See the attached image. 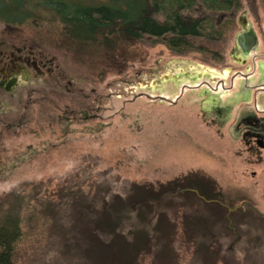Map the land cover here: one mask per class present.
Wrapping results in <instances>:
<instances>
[{"label":"trees","instance_id":"obj_1","mask_svg":"<svg viewBox=\"0 0 264 264\" xmlns=\"http://www.w3.org/2000/svg\"><path fill=\"white\" fill-rule=\"evenodd\" d=\"M240 8L241 0H0V24L58 21L72 63L104 77L123 74L157 44L223 63L214 46L235 28ZM84 185L69 178L51 194L38 184L3 197L0 264H239L238 251L243 264H261L260 237L244 242L240 228L264 229V218L247 205L228 214L243 201L232 204L212 179Z\"/></svg>","mask_w":264,"mask_h":264},{"label":"rangeland","instance_id":"obj_2","mask_svg":"<svg viewBox=\"0 0 264 264\" xmlns=\"http://www.w3.org/2000/svg\"><path fill=\"white\" fill-rule=\"evenodd\" d=\"M242 19L250 23L257 34L258 45L254 54L257 59L262 58L264 0H241L235 28L214 46L224 58L221 64L205 63L201 60L202 55L196 53L178 57L160 44L143 47L145 54L130 63L121 75L109 73L100 77L73 62L70 76L77 91L90 96L91 90L95 89L103 98L101 120L73 124L67 134L56 130L54 135L45 122L39 139L29 133L27 138L16 143L12 141L11 151L6 154L12 163L0 175V201L14 190L38 184L51 194L57 184L69 178L74 182L85 180L87 189L93 180L157 184L199 174L212 179L232 204L250 202L264 213V170L246 165L228 126L223 128L213 124L212 116L203 110L212 98L208 89L182 90L183 85L196 86L201 82L213 87L215 80L209 76H198L196 80L180 76L185 71L181 63H185L190 72L194 66L210 71L215 68L244 72L246 65L232 58L239 57L236 36L242 31V23L238 24ZM41 21H30L29 25L16 29L0 24V35L20 33L59 57L67 68L72 63L71 54L61 45L58 21ZM175 73L179 74L175 76L179 83L171 80ZM230 75L225 78L227 84ZM227 95L221 97V105ZM155 97L165 98L166 102L152 99ZM17 143L21 146H16ZM240 229L245 232L244 242L248 238L260 237L262 257L254 259L264 264V229L257 224L244 225ZM232 242V238L221 241L225 252L229 251ZM235 259L243 264L244 253L238 251Z\"/></svg>","mask_w":264,"mask_h":264},{"label":"flooded vegetation","instance_id":"obj_3","mask_svg":"<svg viewBox=\"0 0 264 264\" xmlns=\"http://www.w3.org/2000/svg\"><path fill=\"white\" fill-rule=\"evenodd\" d=\"M239 23L244 25L240 33L253 30L246 20H238ZM236 47L239 57L232 58L246 65V72L214 68L213 87L201 82L196 86L183 85L182 90L208 89L212 98L203 110L212 116L213 124L223 128L228 126V132L237 144L239 154L244 156L246 165L264 170V54L257 59L255 48L243 57L237 41ZM67 66H63L59 57L20 33L0 35V175L12 163L6 155L11 151V142L27 138L29 133L39 139L45 122L54 135L56 130L67 134L73 124L101 120L102 96L95 89L91 90L90 96L77 91L70 76L73 63ZM230 73L227 84L225 78ZM171 80L180 82L177 77ZM226 93L228 95L221 105L220 99ZM152 99L166 102L160 97ZM208 108L212 109L207 111ZM251 176L254 178L255 173L252 172Z\"/></svg>","mask_w":264,"mask_h":264},{"label":"water","instance_id":"obj_4","mask_svg":"<svg viewBox=\"0 0 264 264\" xmlns=\"http://www.w3.org/2000/svg\"><path fill=\"white\" fill-rule=\"evenodd\" d=\"M244 26V25H243ZM236 41L238 46L240 47L243 57H246L249 52H251L252 50H254L256 48L257 45V38L256 35L254 34L253 30L249 29L246 32H242L240 33L237 37H236ZM182 67H184L185 72L180 73V75L185 76L187 78H192V79H196L198 76L200 77H205V76H209L212 77L214 76V71H210V70H206V69H202L199 66H194V70L193 72H190V70L187 69V65L185 63H181ZM179 75L178 73H175L174 76ZM169 77H172L173 75H168ZM162 100H165V98H161ZM244 204H248L257 214H259L260 216H262L264 218V214L261 213L260 211H258L255 207L251 206V204L247 203V202H242L241 204H239L236 207L233 208H227V213H233L236 210H238L240 207H242Z\"/></svg>","mask_w":264,"mask_h":264}]
</instances>
